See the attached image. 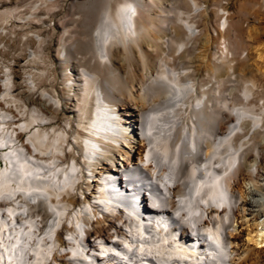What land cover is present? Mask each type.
Masks as SVG:
<instances>
[{
	"label": "bare ground",
	"instance_id": "bare-ground-1",
	"mask_svg": "<svg viewBox=\"0 0 264 264\" xmlns=\"http://www.w3.org/2000/svg\"><path fill=\"white\" fill-rule=\"evenodd\" d=\"M157 1L75 0L82 10L75 22L88 38L66 46L64 61L74 55L82 62L83 78L70 83L75 95L79 85L85 90L78 110L56 91L40 87L33 70L18 84L13 79L17 64L0 57V159L5 163L0 166V264H88L86 253L97 264H128L100 243L114 237L126 239L120 244L129 264H264V129L258 127L264 126V105L256 111L247 98V103H228L225 74L234 54L230 13L221 8L217 34L198 47L189 10L170 14L176 8L171 1L168 13L164 8L155 13ZM185 2L198 8L196 0ZM220 38L224 57L216 63L207 50ZM29 40L38 44L41 35ZM175 45L182 49L178 56ZM195 49L200 55L187 62ZM115 50L124 55L127 82L113 63ZM263 51L258 48L264 60ZM135 53L142 55V67L132 64ZM28 56L41 57L35 50ZM198 57L206 59L215 83L202 91ZM250 90L244 88L245 97ZM96 93L112 100L123 119L99 155L83 145L87 133L110 128L99 121L98 111L88 116ZM61 113L63 122L57 118ZM256 135L260 138L251 142ZM146 146L149 163L143 157ZM135 165L143 175L130 178L134 203L148 188L166 197L163 209L141 215L143 223L116 210L121 199L105 194L99 181L106 170L130 172ZM214 221L224 223L230 242L222 250H198L195 241L205 238L204 225ZM173 229H181L187 247Z\"/></svg>",
	"mask_w": 264,
	"mask_h": 264
},
{
	"label": "rangeland",
	"instance_id": "rangeland-1",
	"mask_svg": "<svg viewBox=\"0 0 264 264\" xmlns=\"http://www.w3.org/2000/svg\"><path fill=\"white\" fill-rule=\"evenodd\" d=\"M160 1L156 2L157 5L153 8V12H163L161 11L163 8L164 12L167 11L166 13H168L170 11V14L175 13V11L187 12L189 10L191 23L194 27L197 26L196 32L199 34L198 47H202L208 35L217 34L216 29L220 28L223 17L221 8H225L230 13L228 15L231 25L228 37L234 54L233 57L230 54L229 59L231 61L228 60L233 63V67L227 66L225 74L227 100H229V104L234 102L235 105L243 102L247 103L250 100L249 102L254 105L255 110L260 111L262 103L264 105V60L258 57V48L264 50V0H196L197 9L188 2L186 6L185 0ZM76 3L75 0H0V57H3L4 62L13 66L17 64L14 66L16 70H14L13 79L19 84L22 81L21 78L27 72L33 70L38 85L49 89L50 92L56 91L72 110H78L80 100L84 97L85 90L81 85L76 89L77 94L75 95L74 87L72 88L70 84L75 77L80 80V70L83 66L82 62L78 63L74 55L72 57L70 55L69 62H65L64 48L76 40L82 39L83 41L88 38V35L84 33V28H81L80 22H75V17L82 14L80 4ZM171 3L176 6L175 10L170 9L169 4L171 5ZM168 9L170 10L168 11ZM145 14L144 12L141 13V19L144 22L147 21L145 18L148 17ZM38 34L41 35V41L34 45L29 39L32 35ZM182 36L183 38L186 37V31L183 32ZM193 41L192 39L188 46ZM175 46L173 54L178 56L182 49H177V45ZM209 48L207 56L209 55L214 62L220 63L224 57L223 40L220 38L219 41L211 44ZM31 50L32 52L35 50L41 57L28 56ZM200 53L201 50L199 49L191 50L186 61L188 62L190 58L195 57L197 54L200 55ZM135 55L131 60L132 64H138L137 66L142 67V55L138 53H135ZM113 58V63L120 73V79L123 82L129 81L123 53L115 50ZM205 60L198 57L195 61V67L201 68V73L204 74L199 83L201 91L215 85L214 77L206 67ZM258 67L262 69L260 70ZM74 68L75 71H73ZM102 69L100 70L102 71ZM40 71H44L45 75H39ZM102 72L104 75L105 70L103 69ZM81 78L83 77L81 76ZM250 82L255 85L252 86ZM83 83L85 84V81ZM247 85L251 90L250 94L245 97L244 88ZM234 86H236V89ZM122 92L124 95L128 93L126 89H123ZM231 92L234 93L232 96ZM230 96L232 100H230ZM73 97L75 100H72ZM89 107L91 109L92 105L90 104ZM89 112L88 116L91 117L92 115ZM76 114H78V111H75ZM57 118L59 122H63L64 116L61 113ZM247 124L245 132L249 130L250 126L249 124L247 126ZM261 125L262 123L258 127L263 130L264 126ZM251 131L253 132V129ZM256 136L251 142L260 138V135ZM249 137L250 134L247 138Z\"/></svg>",
	"mask_w": 264,
	"mask_h": 264
}]
</instances>
